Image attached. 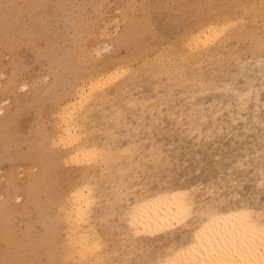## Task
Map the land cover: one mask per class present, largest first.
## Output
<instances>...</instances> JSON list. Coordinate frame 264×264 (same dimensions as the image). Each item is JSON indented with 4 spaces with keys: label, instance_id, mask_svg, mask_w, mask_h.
Listing matches in <instances>:
<instances>
[{
    "label": "rangeland",
    "instance_id": "rangeland-1",
    "mask_svg": "<svg viewBox=\"0 0 264 264\" xmlns=\"http://www.w3.org/2000/svg\"><path fill=\"white\" fill-rule=\"evenodd\" d=\"M225 18L235 25L202 46L193 62V33ZM207 48L217 50L206 55ZM262 54L264 0H0V203H7L0 264H88L94 254L83 259L73 248L65 205L86 181L84 168L104 181L94 206L105 240L96 253L106 260L110 250L107 264H148L155 256L151 246H132L128 223L119 220L116 197L127 179L138 190L205 188L223 179L229 205L264 208V70L255 65ZM101 63L109 73L84 105L93 108L83 126L90 139L121 149L113 159L121 168L105 177L95 164L70 161L64 151L72 146L59 143L56 130L63 103L77 98ZM194 79L206 87L192 86ZM227 82L258 90L263 127L255 123L254 102L243 109L222 90ZM102 93L107 99L92 104ZM235 191L240 196L230 198Z\"/></svg>",
    "mask_w": 264,
    "mask_h": 264
},
{
    "label": "bare ground",
    "instance_id": "bare-ground-1",
    "mask_svg": "<svg viewBox=\"0 0 264 264\" xmlns=\"http://www.w3.org/2000/svg\"><path fill=\"white\" fill-rule=\"evenodd\" d=\"M225 14V12H222L218 15ZM223 20L222 23H219V21H208L206 25L197 31L195 30L196 32L193 33L188 44L192 49L190 57L193 62L202 58V46L208 47L210 40H214L221 33H225L230 26L235 25L233 22L226 20V18ZM110 45V43L106 44L107 49ZM96 46H98V43ZM92 47L94 48V46ZM101 49H97V53ZM107 49L105 50L107 51ZM208 50L209 48H207V52ZM216 50V48L212 49L206 55L209 53L215 54ZM95 52L93 50L90 53L93 54ZM97 53L95 56L100 55ZM255 65L259 67V72L264 70V54H262L261 58L256 59ZM128 67L122 68V73L120 74L127 73L129 71ZM106 70V63H101L97 66L93 70L94 74L91 76L90 81L82 83L78 87L77 98L63 103V107L59 112L62 125L60 124L56 129L58 142L62 145L64 144L63 146H72L67 147L66 151H64L66 155H71L73 160L70 161H75L79 165H83L85 162L95 164L101 167L102 177H105L104 173H109L110 169L121 168L120 165L116 167L114 165L115 162H113L116 152H121V149H114L107 143H98L99 141L96 139H90L89 132H87L89 129L86 130L83 125L86 124L88 114L93 108L90 105V108L86 109L84 105L94 97V91L101 87L103 78L109 73ZM243 70H249V67L245 66ZM116 75L117 78L120 77L118 73ZM190 84L194 87L200 86L202 90L206 87V83L203 80L194 79L193 83ZM247 84V89L241 91L231 82H227L222 90L226 93L230 91L235 98L234 101L241 108L250 109L254 107L253 116L255 123L261 124L263 127V121L256 114V109L261 106L258 99L259 92L257 89L255 90V87L250 82ZM19 88L21 89L20 86ZM262 88H264V82L262 83ZM107 96L108 94L105 93L96 96L92 104H100L101 101L107 99ZM8 99L10 100L11 98ZM251 101L254 102L252 106ZM227 104L230 105L231 103L228 102ZM249 105L251 106L250 108ZM237 114L239 115V113ZM82 172H84L82 176L86 178V181L72 190L70 197L68 196L67 204L65 203L68 206L67 214L70 221V224H68L70 225V230H67H69L73 248L80 253L81 258L84 259L89 254H94L88 264H107L109 256L107 254L110 250L106 251V260L102 257V254L96 253V251L102 249L105 240L97 228L96 219L101 216L99 215V210L95 209L94 206L97 199L102 197L104 190L101 189L103 185L100 184H104V181L100 180L101 183L94 181L97 176L90 172L89 169L84 168ZM39 176L40 173L29 180V186L25 187L27 191H31L33 187L35 188ZM132 179L134 178L123 181L120 187L122 188L123 186L124 189H119L117 193L116 200L121 216L119 220H126L128 223L126 234L129 240L127 241L132 246H145L146 248L151 246L150 248L155 250V256L152 260H148V264H215L217 261L226 260H233L236 264H264V242H262L264 241V208H258L246 202L244 204L234 203L229 205L228 195H224L222 192V187L226 188L223 179H219L222 187L215 184L205 188H202L201 184L187 187L167 183L169 185L164 184V186L157 189L144 188V190H138L136 184H131L133 182ZM107 181L109 182L110 178H107ZM259 184H262V181H259ZM19 188L22 187L18 186L16 190ZM1 192L3 193L4 190L2 189ZM230 195V198L236 199L240 196V193L235 191L230 192ZM108 200L109 204H111L110 199ZM5 204L7 206L6 201L0 203V214ZM111 207H114V205L111 204ZM110 214L112 213H107V216ZM104 218L102 217L101 219ZM177 218L182 219L183 223L174 227L173 225L176 223ZM106 225L109 226L108 222ZM198 235L199 239L197 238ZM224 237L229 240L236 239L237 245L229 244L227 248H223L225 241L222 238ZM163 244L165 245L163 246ZM205 247H207L208 251L204 250ZM213 248L216 251H212ZM221 248H223V251H220Z\"/></svg>",
    "mask_w": 264,
    "mask_h": 264
},
{
    "label": "snow or ice",
    "instance_id": "snow-or-ice-1",
    "mask_svg": "<svg viewBox=\"0 0 264 264\" xmlns=\"http://www.w3.org/2000/svg\"><path fill=\"white\" fill-rule=\"evenodd\" d=\"M182 223H183V220L180 219V218H177V221H176V223H175L173 226H174V227H175V226H179V225H181ZM197 238L199 239V235L197 236ZM222 239L225 241V243H224V245H223V248H227L229 244H232L233 246H236V245H237V241H236V239L229 240L227 237H224V238H222ZM245 239H246V237H245ZM262 242H264V241H262ZM241 243H242V241H241ZM223 248H221L220 251H223ZM204 250H205V251H208L207 247H205ZM212 251H216V249L213 248ZM215 264H236V262L233 261V260H226V261H222V262L217 261V262H215Z\"/></svg>",
    "mask_w": 264,
    "mask_h": 264
}]
</instances>
